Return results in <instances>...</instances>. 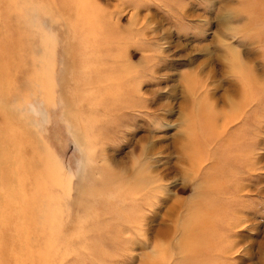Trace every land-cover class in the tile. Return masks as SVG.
<instances>
[{"label": "rangeland", "instance_id": "rangeland-1", "mask_svg": "<svg viewBox=\"0 0 264 264\" xmlns=\"http://www.w3.org/2000/svg\"><path fill=\"white\" fill-rule=\"evenodd\" d=\"M0 60V264H264V0H0Z\"/></svg>", "mask_w": 264, "mask_h": 264}, {"label": "bare ground", "instance_id": "bare-ground-1", "mask_svg": "<svg viewBox=\"0 0 264 264\" xmlns=\"http://www.w3.org/2000/svg\"><path fill=\"white\" fill-rule=\"evenodd\" d=\"M3 60H0V65H2V66H6L5 64H7L6 62H2ZM243 70H245L246 72H245V74H244V72L240 69V71L238 70V72H239V74L238 75H242V78H243V82H244V86H250L251 85V83L252 82H254V80L252 79V77H251V75L249 74V69H248V67L246 66ZM0 80H1V76H0ZM245 81H246V83H245ZM243 84V83H242ZM243 97H245V95L243 96ZM209 112H213L212 111V109L210 110V108H209ZM214 114V113H213ZM212 118L214 117V118H216V116H215V114L213 115V116H211ZM193 150V146L189 143L188 144V147H187V151H192ZM189 153V152H188ZM188 159H189V156L186 158V161H187V163L189 164V161H188ZM246 162V161H245ZM233 167V166H232ZM231 167V168H232ZM230 172H231V170H230ZM228 174V173H227ZM223 175L225 176L226 175V173L224 172L223 173ZM146 187V186H145ZM144 188V186L142 187V189ZM196 218V217H195ZM194 218V219H195ZM198 219V218H197ZM202 219V218H201ZM196 220V219H195ZM200 223H202V221H200ZM195 226H197L196 224H195ZM190 230H192V227H190L189 228ZM200 230V229H199ZM191 234V233H190ZM194 234V233H193ZM187 235V234H186ZM185 236V235H184ZM199 236V235H198ZM197 236V237H198ZM190 237V240L188 241V245H186L187 246V249L184 251V253H185V258H186V260H185V264H200V262H199V258L197 259V260H195L193 257L194 256H198L199 257V255H198V253H200L199 251H200V249H198L197 250V247L199 246V241H200V239H199V237H198V239H196L195 237H193L192 238V234H191V236H189ZM198 241V242H197ZM190 259V260H189ZM189 260V261H188Z\"/></svg>", "mask_w": 264, "mask_h": 264}]
</instances>
